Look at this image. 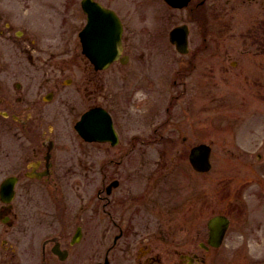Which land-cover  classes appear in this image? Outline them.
<instances>
[{
	"label": "rangeland",
	"instance_id": "rangeland-1",
	"mask_svg": "<svg viewBox=\"0 0 264 264\" xmlns=\"http://www.w3.org/2000/svg\"><path fill=\"white\" fill-rule=\"evenodd\" d=\"M96 1L113 9L125 27L124 54L129 55V62L114 63L100 72L105 85L100 100L114 115L122 146L115 151L103 144L83 152L74 129L79 116L62 112L55 118L56 171L62 177L64 193L53 199L40 183L33 188L31 199L18 192L23 220L38 242V255L32 261L20 256L17 263L43 264V241L70 231L68 217L80 209L85 215L81 244L67 260L55 258L51 264L104 262L116 231L107 232L111 220L102 210L106 200L96 198V186L78 189L77 182L84 176L80 170L89 155L97 158V151L103 160L119 159L124 148L134 144L125 158L129 163L118 169L122 186L112 196L125 201L117 208H126L134 203L132 198L126 201L127 196L135 195L134 205L141 215L138 222L160 233L155 240L163 264L193 254L200 261L205 259L204 264H253L262 247L254 227L243 225L245 217L238 212L231 217L233 224L220 248L204 251L200 245L208 239V220L227 212L237 202L240 188L244 187L241 200L255 214V201L249 194L255 191L256 179L264 176V38L229 35L220 20L215 35L207 40L203 35L206 28L193 22L188 10L173 9L164 0ZM226 1L219 0L220 9ZM81 2L0 0V18L27 19L35 31L30 40L32 58L18 55L19 39L0 38V85L11 95H15V83L24 77L22 69L36 71L31 64L48 57L45 69L54 71L61 81L87 78L89 61L81 53L78 37L86 23ZM247 4L236 15L237 27L246 26V30L261 20L260 5ZM183 24L190 27L186 55L169 40L170 32ZM82 99L84 102L86 97L76 95L75 100ZM2 112L0 107V144L14 146L1 130ZM200 144L212 147L213 167L208 173L195 172L189 162L191 149ZM63 177L71 183H65ZM143 195L146 200L141 204ZM113 205L106 208L116 207ZM74 231L72 228L71 233ZM101 233L102 244L98 243ZM99 250L101 254L96 253ZM127 256L117 251L109 258L111 264H126Z\"/></svg>",
	"mask_w": 264,
	"mask_h": 264
},
{
	"label": "flooded vegetation",
	"instance_id": "flooded-vegetation-1",
	"mask_svg": "<svg viewBox=\"0 0 264 264\" xmlns=\"http://www.w3.org/2000/svg\"><path fill=\"white\" fill-rule=\"evenodd\" d=\"M247 2V5L250 7L260 5L257 12L258 17L261 19L259 22H254L252 24L254 26H250L248 30H246V26L237 27L236 17L239 14L238 10L242 9V7L245 8ZM179 10H188L192 21L206 28L203 35L207 40L211 39V34L215 35L216 21L220 22V20L223 25L221 28L229 35L235 34L239 35V37L252 36L257 37V39L259 37L264 38V0H227L221 9L219 7V0H200L197 3L191 0L189 6ZM258 17L256 16L257 20ZM120 21L123 27L122 51L120 58L115 63L124 65L129 62L130 57L124 54L123 36L125 27L121 18ZM32 25L33 22H27V19L13 22L1 15L0 38L11 39L15 37L19 39L17 52L21 58H25L28 55L31 57V53L34 50V45L30 42V40H34L35 33ZM86 26L87 18L84 27L78 34L81 43V53L85 58L87 56L83 52L80 34ZM219 29L220 26L218 25L217 30ZM207 35L209 36L208 38ZM261 51L264 52V48ZM49 60L50 58L48 57V59H42L41 63H38L39 65L35 63L31 64V66L36 67V71L22 69L24 77L22 81L15 83V95H11L9 90L0 85V107L3 109V127L1 130L5 137L8 136L9 139L15 142L14 146L0 144V264H18L17 259L23 255L26 258L30 257L32 261L38 255V242L34 239L33 231L29 232V225L23 220V207L22 202L18 201V192L21 190L26 199H31L33 188L36 184L40 183L53 199L59 197L58 195L55 197V194L64 193L62 177H57L58 171H56L55 118H58L63 113L75 112L79 116L78 122L87 112L102 108L111 116L118 142L113 144L111 141H87L78 133L75 127L76 122L74 129L80 141L79 147L84 152L86 150L91 151L93 148L95 149L103 144L115 151L119 150L122 146V135L117 128L114 115L110 108L100 100L105 90L100 72L107 70L114 63L106 69H97L96 65L88 59L86 79L79 82L67 79L66 82H63L59 76L55 77L54 71L45 69V67H48ZM2 71L4 72L5 70ZM75 94L78 96L84 95L86 100L84 102L83 99L80 101L75 100ZM134 147V144L131 146L129 144L128 148H124L125 153L119 159L112 157L103 160L97 151V158L92 159L89 155V159L85 161L82 170H80L81 172L83 171L84 176L83 180L77 182L78 189L83 188L84 190L88 186H96V198L100 202L106 200L102 210L111 220L107 232L116 231L111 237L112 245L106 251L104 262L97 260L93 264H111L109 255L117 253V251L122 254L127 253L126 264H163L159 247L156 245L157 240H155V238L160 236V233L152 231L148 226L140 225L138 222L141 215L139 214L140 210L134 205L136 200H138L133 199L135 195L127 196L128 199L126 201L132 198L134 203L132 206L126 208H117V206L125 204V201L124 199L120 201L112 196L114 191L122 186L123 179L118 175V169L129 163L125 158L134 150ZM63 179L65 183H71L70 179L66 177H63ZM7 180L14 182V195L9 202L4 201L1 196L2 185ZM255 184V191L249 194V196L253 197L252 201H255L256 210L254 215L253 211L248 209L249 205H246L241 200L244 187L237 191V193H240L239 196H236L237 202L233 203L227 212L225 211L217 215L225 216L230 221L227 233L233 224L231 217L234 214L239 213L245 217L242 221L243 225L254 227L256 241L262 247L253 264H264V176L258 177ZM111 185L113 187L109 193L108 187ZM142 200L141 204L146 200L144 195ZM111 204H114L113 206L116 207L108 210L106 206ZM98 211H101V208ZM83 212L84 209H80L77 213L68 217L69 227H71V230L75 228L73 233H71V230H67L61 235L43 241L41 246L43 264H51V261L55 258L61 261L56 255V250L66 253L67 260L74 253L75 248L81 244L84 236L83 225L85 222ZM98 226L101 227L100 225ZM226 236L224 241L226 240ZM105 237H108V235H105ZM102 241L103 236L101 233L98 243L102 244ZM121 248L124 250H120ZM136 248L138 249L136 250ZM139 249L143 250L142 254H139ZM96 253L101 254V250ZM97 254L95 257H97ZM176 254L178 255V253ZM179 257L181 260H172L171 264L205 263V259H201L200 261L198 254L179 255Z\"/></svg>",
	"mask_w": 264,
	"mask_h": 264
},
{
	"label": "water",
	"instance_id": "water-1",
	"mask_svg": "<svg viewBox=\"0 0 264 264\" xmlns=\"http://www.w3.org/2000/svg\"><path fill=\"white\" fill-rule=\"evenodd\" d=\"M191 0H165L173 8H185ZM82 7L88 16V24L81 32L83 52L90 58L97 69H105L120 58L122 51L123 27L118 15L104 8L94 0H83ZM189 28L182 25L174 28L170 33V41L181 54L189 52ZM76 129L87 141L118 142L111 116L102 108L93 109L83 115L76 124ZM212 149L206 144L195 146L189 155L192 167L199 173H207L212 168ZM116 184V183H115ZM113 185L108 187L110 193ZM14 195V182L7 180L1 188L2 199L6 202L12 200ZM230 221L222 215L211 218L208 222V244L214 248L222 245ZM208 249V246L202 245ZM60 260H66L67 254L56 250Z\"/></svg>",
	"mask_w": 264,
	"mask_h": 264
}]
</instances>
